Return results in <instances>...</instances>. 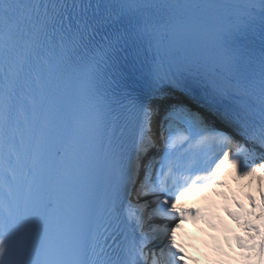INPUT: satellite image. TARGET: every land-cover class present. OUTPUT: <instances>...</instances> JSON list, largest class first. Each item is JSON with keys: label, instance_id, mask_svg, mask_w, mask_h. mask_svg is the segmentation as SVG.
Returning a JSON list of instances; mask_svg holds the SVG:
<instances>
[{"label": "snow or ice", "instance_id": "6c2138e0", "mask_svg": "<svg viewBox=\"0 0 264 264\" xmlns=\"http://www.w3.org/2000/svg\"><path fill=\"white\" fill-rule=\"evenodd\" d=\"M226 169L264 264V0H0V264H186Z\"/></svg>", "mask_w": 264, "mask_h": 264}, {"label": "bare ground", "instance_id": "6f19581e", "mask_svg": "<svg viewBox=\"0 0 264 264\" xmlns=\"http://www.w3.org/2000/svg\"><path fill=\"white\" fill-rule=\"evenodd\" d=\"M208 189L210 190L211 186L189 192L181 198L179 206L188 208L192 197L198 193L205 196ZM231 209L217 202L211 203L201 212L204 219L194 218L183 224L177 233V239L186 253V264H253V261L248 259L249 253L238 246L236 236L232 235L233 229L227 221L230 216L228 210ZM189 228L194 235L192 239L187 240L186 231Z\"/></svg>", "mask_w": 264, "mask_h": 264}, {"label": "rangeland", "instance_id": "374dc122", "mask_svg": "<svg viewBox=\"0 0 264 264\" xmlns=\"http://www.w3.org/2000/svg\"><path fill=\"white\" fill-rule=\"evenodd\" d=\"M222 183L219 185H211V189L207 191V195L202 196L198 193L197 196L191 198L190 207L192 209L199 208L202 211L208 208L211 203H218L223 207L232 208V212L242 213L243 219L251 220L254 223H259L257 217L260 215V210L256 208V214L249 216L247 213L252 211V204L249 197H255L257 204L261 202L260 184L254 178L238 179L233 169H226L221 176ZM190 201V200H189ZM237 202L243 205V208L238 207ZM230 223L229 227L233 229L232 235L236 237L247 238L249 233L243 227V224L234 220L231 216L227 218ZM187 240L192 239L194 232L191 229L186 231Z\"/></svg>", "mask_w": 264, "mask_h": 264}]
</instances>
